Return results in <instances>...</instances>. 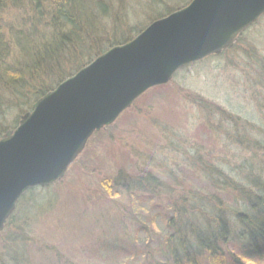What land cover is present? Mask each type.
Segmentation results:
<instances>
[{"label": "rangeland", "instance_id": "1", "mask_svg": "<svg viewBox=\"0 0 264 264\" xmlns=\"http://www.w3.org/2000/svg\"><path fill=\"white\" fill-rule=\"evenodd\" d=\"M183 1L186 0H105L108 18L100 15L99 22L93 16V22L97 21L95 35L79 33V49L89 60L108 38L112 37L109 46L118 40L132 39L156 16L170 13ZM16 8L10 3L3 15L4 23L29 22L30 15L25 17L28 8ZM241 36L231 51L187 64L169 83L146 91L114 123L93 134L50 192L37 190L41 193L39 198L47 200L39 204L34 228L25 232L29 238L25 245L34 256L33 261L56 264L54 260L46 261L47 256L55 255L65 264H146V255L159 258L153 238L160 237V224L164 223L167 230L171 228L167 216L178 215L177 208L161 193L143 192L131 180L149 172L162 182V189H167L173 187L167 174L181 172V167L192 188H199L201 182L197 177L202 174L195 171V160H183L179 166L178 147L186 151L203 147L209 162L221 164L238 179L247 178L244 163H252L257 174L261 173L264 150L260 147L261 154H254L251 144L264 137V87L247 77L249 74L243 68L254 69L255 77L264 81V66L251 59L256 52L264 57V14ZM72 53L78 57V68L88 62L83 56L79 58L75 50ZM240 54L249 57L242 67ZM17 101L0 112L4 116L0 134L16 126L34 103ZM187 146L191 148L186 149ZM120 178L134 184L135 197L116 184L123 183ZM217 194L226 197L225 193ZM182 195L195 202L202 191L178 192L183 200ZM195 215L198 213L190 217L199 223ZM254 264H264V259Z\"/></svg>", "mask_w": 264, "mask_h": 264}, {"label": "trees", "instance_id": "2", "mask_svg": "<svg viewBox=\"0 0 264 264\" xmlns=\"http://www.w3.org/2000/svg\"><path fill=\"white\" fill-rule=\"evenodd\" d=\"M104 1L0 0V112L5 110V107H9L13 101L34 100L35 102L64 78L85 65L77 67L80 62L76 61L78 57L72 51L75 50L79 58L83 56L88 60L85 58L87 54L79 49L81 42L78 40L80 36L77 35L82 31H87L92 37L95 35L97 21L93 22V16H97L99 22L102 21L100 15L108 18L106 12L108 5ZM189 1H183L178 8L187 5ZM9 2L19 9L32 10L33 13L28 9L25 11L27 13L25 17L30 15L28 23L23 24L20 20L3 22L5 10L10 6ZM167 4L165 2V5ZM162 16L165 15L160 14L154 20ZM111 38L105 41L104 47L98 50L95 57L116 44L128 41V39L118 40L109 46ZM241 38L240 35L235 44L222 53L225 54L226 51L235 48ZM92 56L86 64L95 58H91ZM251 59L264 66V57L259 53L253 54ZM240 60L242 67L249 57L240 54ZM243 71L248 73L249 75L246 76L251 77L257 85L264 87V81L255 77L254 69L244 67ZM196 100L201 104L200 99ZM19 105L23 107L24 104ZM3 117H0V121ZM256 139L257 141H252L251 152L261 154L260 152L264 150V137ZM163 148V151H166V147ZM194 148L186 151L178 147L177 155L181 163L177 165L182 166L183 160H195L193 167L198 174H202L196 176L201 182L199 188H192L193 184L188 182L190 178L181 167L178 168L182 173L174 172L176 173L174 175L166 173L170 185L173 186H167V189H162V182L149 172H140L144 175L140 174L136 179L131 180L132 183L140 186L143 192L161 193L171 200V205L178 211L176 216H167V223L171 226L169 230L161 222L160 228L163 231L159 238H153L157 243L156 248L158 247L155 250L160 257L151 259L146 255V264H254L257 260L262 261L264 259V175H262L264 168L260 169L262 174L258 175L252 163H244L247 178L238 179L226 172L221 164L209 162L210 158L203 152V147ZM59 181L47 187L30 188L19 199L0 236V264H30L33 261L34 256L30 249L27 251L25 245V241L29 239L25 232L34 228L37 211L41 208L39 204L47 200L44 197L39 198L41 193L37 190L48 189L50 192V188ZM120 181L123 183L116 182V184L119 187L123 186L122 189H126L130 197H135L137 188H134V184H129V181L124 182L121 178ZM207 189L210 190L209 193ZM183 190L190 193L201 190L202 195L195 202L187 195H182L185 197L182 200L179 199L178 192L181 194ZM216 192L225 193L226 197H220ZM192 213H198L203 220L195 215L200 219L199 223H195L190 217ZM54 256H47L46 261L54 260L56 264H65L59 257ZM32 264L39 262L33 261Z\"/></svg>", "mask_w": 264, "mask_h": 264}, {"label": "water", "instance_id": "3", "mask_svg": "<svg viewBox=\"0 0 264 264\" xmlns=\"http://www.w3.org/2000/svg\"><path fill=\"white\" fill-rule=\"evenodd\" d=\"M264 0H191L38 98L0 138V236L22 195L61 180L95 132L187 64L232 47Z\"/></svg>", "mask_w": 264, "mask_h": 264}, {"label": "bare ground", "instance_id": "4", "mask_svg": "<svg viewBox=\"0 0 264 264\" xmlns=\"http://www.w3.org/2000/svg\"><path fill=\"white\" fill-rule=\"evenodd\" d=\"M191 1V0H190ZM190 1H189V3H190ZM181 8V7H180ZM179 8H176L175 10H178ZM174 10V11H175ZM173 12V11H172ZM102 54V53H101ZM93 60V59H92ZM18 124V123H17ZM11 128H9V129H6L5 131H3V132H1V134H0V138H1V136L5 133V132H7L8 130H10ZM35 187H37V186H35Z\"/></svg>", "mask_w": 264, "mask_h": 264}]
</instances>
